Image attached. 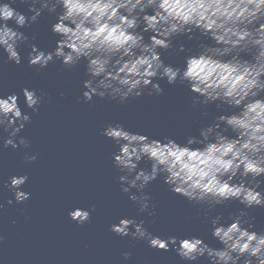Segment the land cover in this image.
I'll list each match as a JSON object with an SVG mask.
<instances>
[{
	"label": "clouds",
	"instance_id": "9594fccd",
	"mask_svg": "<svg viewBox=\"0 0 264 264\" xmlns=\"http://www.w3.org/2000/svg\"><path fill=\"white\" fill-rule=\"evenodd\" d=\"M20 5H27L30 15L20 11ZM45 12L55 16L50 31L59 37L51 51L29 42L22 31ZM194 34L208 42H200L194 51L183 43L174 46L176 37L192 41ZM21 45L28 49L23 58ZM162 52L187 54L181 65H172L161 59ZM0 53L5 63L21 65L23 59L37 71L56 60L65 69L83 62L87 79L78 99L85 103L94 96L120 105L145 94L161 96L164 89L158 81H165L186 87L193 108L214 104L222 114L184 143L168 136L150 138L120 122L107 123L101 134L117 148L111 155L118 173L114 180L138 215H155L148 211L155 205L145 189L161 178L172 193L206 207L210 235L221 247H211L196 235H156L135 217L120 218L109 231L144 241L150 249L174 251L187 264L201 258L208 264H264V229L253 230L254 218L247 211L264 208V180L259 179L264 176V0H0ZM20 96L33 114L44 100L43 93L29 87L0 95V141L5 149L29 147L20 133L31 117L22 111ZM200 116L206 118L208 112ZM37 159L35 153L23 156L27 164ZM142 161L149 167H138ZM28 179L27 174L8 176V205L30 198L31 193L22 190ZM232 201L243 208L229 212L226 219L221 213L209 215ZM95 210V205L76 207L67 214L83 225ZM3 240L0 236V243ZM121 256L127 261L131 252Z\"/></svg>",
	"mask_w": 264,
	"mask_h": 264
},
{
	"label": "water",
	"instance_id": "95a60500",
	"mask_svg": "<svg viewBox=\"0 0 264 264\" xmlns=\"http://www.w3.org/2000/svg\"><path fill=\"white\" fill-rule=\"evenodd\" d=\"M27 13V5L18 6ZM55 16L46 12L31 27L22 29L45 51H51L59 38L50 31ZM36 39H31L32 34ZM150 34H145V40ZM188 41L186 37H176L174 46L180 43L186 49H197L206 38ZM22 58L28 49L21 45ZM187 52L177 54L161 53L167 64L181 65ZM6 57L0 53V95L20 92L21 87L35 88L44 94V100L35 114L23 105L30 123L20 135L29 141L28 148L10 147L5 149L0 141V264H187L174 251L150 249L144 241L119 237L109 231V225L123 217H135L145 221V228L156 235L201 237L211 247H221L210 235V223L205 218V206L190 204L184 197L168 190L163 179L158 178L145 189L152 196L154 212L138 215L137 207L120 191L114 180L117 171L113 167L111 155L117 150L110 139L101 133L109 122L123 123L128 129L160 139L164 136L184 143L185 137L198 135V129L211 124L216 115L222 114L215 105L207 108L191 106V93L177 83L167 85L158 81L164 89L161 96L142 95L120 105L115 101L101 100L85 103L81 97L84 75L83 62L80 66L65 69L58 60L47 68L37 71L29 68L26 60L21 65L5 63ZM64 95L61 96L60 93ZM207 111L208 116H200ZM25 153L38 154L31 164L23 161ZM138 167L149 164L141 162ZM27 174L29 179L22 190L31 193L30 198L21 203L8 205L12 193L4 188L10 175ZM259 179L264 180V176ZM264 188V184H262ZM135 191V189H133ZM95 212L83 225H78L68 217V211L76 208H90ZM243 208L236 201L227 206H218L209 215L223 214ZM253 217V230L264 229V208L247 209ZM154 221V222H153ZM131 252L129 260H123L121 253ZM195 264H208L205 258Z\"/></svg>",
	"mask_w": 264,
	"mask_h": 264
}]
</instances>
